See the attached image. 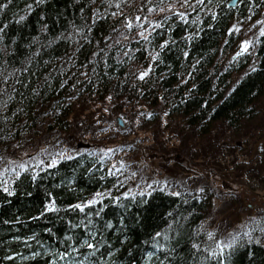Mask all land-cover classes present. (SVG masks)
<instances>
[{
    "label": "trees",
    "instance_id": "trees-1",
    "mask_svg": "<svg viewBox=\"0 0 264 264\" xmlns=\"http://www.w3.org/2000/svg\"><path fill=\"white\" fill-rule=\"evenodd\" d=\"M231 1L0 0V145L28 151L20 139L38 126L80 142L90 104L106 97L151 109L148 120L161 112L190 139L263 138L264 0ZM168 6L145 37L124 39L134 18ZM261 17L253 58L228 60L234 24ZM72 149L2 169L0 264H264V210L224 237L205 223L216 199L205 189L177 190L168 174L131 192L105 155Z\"/></svg>",
    "mask_w": 264,
    "mask_h": 264
},
{
    "label": "rangeland",
    "instance_id": "rangeland-1",
    "mask_svg": "<svg viewBox=\"0 0 264 264\" xmlns=\"http://www.w3.org/2000/svg\"><path fill=\"white\" fill-rule=\"evenodd\" d=\"M177 1L173 0L172 5ZM149 5L147 1L145 6L149 8ZM174 9L175 6L157 8L155 12L149 10L145 16L134 18L136 24L134 28L126 27L131 34H123L124 39L145 37L152 30L158 15ZM261 28L262 17L248 24L247 20L237 21L231 29L237 48L229 53L228 60L234 61L238 59L235 57H239L246 62L252 59L254 40ZM90 106L84 115L86 122L80 126L93 125L80 142L73 141L72 134L76 130L47 136L46 129L44 131L38 126L26 132L19 142L29 146L31 151L27 146L28 151L11 148L15 143L5 147L0 145L4 147H0V177H12L9 171L2 170L6 165L23 168L31 162L36 165L47 160L42 165L45 166L68 158L75 154L72 146L81 143L88 145L82 149L89 148L100 156L105 155L110 166L121 168L125 175L122 183L128 191H148L153 185L161 184L165 177L167 180L168 174L175 179L169 181L175 183L177 190L205 189L216 197L204 213L205 223L211 227L215 223L224 237L230 236V232L237 228H243L245 222L259 218L264 210V167L258 166L259 160L264 161V137L256 140L259 137L256 131L248 132V129L247 134L223 138L219 130L214 129L206 138L190 139L170 129L172 126L180 128L181 122L168 123L166 115L161 112H154L155 118L148 120L151 109L124 99L106 97L100 101L93 100ZM158 118L159 125L154 121ZM185 141L190 146L185 148L180 144ZM177 157L184 160V167ZM162 159L165 160L163 163Z\"/></svg>",
    "mask_w": 264,
    "mask_h": 264
},
{
    "label": "water",
    "instance_id": "water-1",
    "mask_svg": "<svg viewBox=\"0 0 264 264\" xmlns=\"http://www.w3.org/2000/svg\"><path fill=\"white\" fill-rule=\"evenodd\" d=\"M236 2H238V0H232V1L230 2L229 6L234 7L235 4H236ZM118 121H119V120H118ZM119 125L121 126L120 121H119ZM87 147H88V145H83V144H81V143H78V144H77V149H82V148H87Z\"/></svg>",
    "mask_w": 264,
    "mask_h": 264
},
{
    "label": "snow or ice",
    "instance_id": "snow-or-ice-1",
    "mask_svg": "<svg viewBox=\"0 0 264 264\" xmlns=\"http://www.w3.org/2000/svg\"><path fill=\"white\" fill-rule=\"evenodd\" d=\"M9 2H10V0H9ZM200 2H202V0H200ZM261 34L264 35V32H262ZM245 50H246V49H245ZM144 75H147V73H144ZM141 78H143V77H141ZM77 207H80V206L77 205ZM88 246H89V247H93V245H91V244H89Z\"/></svg>",
    "mask_w": 264,
    "mask_h": 264
}]
</instances>
